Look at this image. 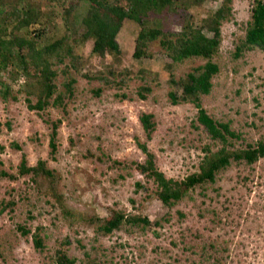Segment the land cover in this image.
Returning a JSON list of instances; mask_svg holds the SVG:
<instances>
[{
    "label": "rangeland",
    "instance_id": "1",
    "mask_svg": "<svg viewBox=\"0 0 264 264\" xmlns=\"http://www.w3.org/2000/svg\"><path fill=\"white\" fill-rule=\"evenodd\" d=\"M29 1L54 16L48 22L51 39L76 38L85 31L81 20L87 2L82 1L65 23L60 4ZM221 4L222 0H179L175 13L151 15L147 25L179 32L183 21L198 24ZM252 4L253 0H232V17L221 25V44L215 57L220 71L212 80L211 93L202 98L207 114L228 124L236 134L225 145L228 152L264 139V51L252 47L234 56ZM38 28L34 23L23 31ZM139 30L131 20L122 22L116 38L117 56L91 54L92 41L77 47L81 58L76 95L65 98L69 103L66 110L51 106L42 112L29 110L25 99H34L28 95L30 80L20 71L16 77L0 73L17 94L16 101L0 99V169L16 178L0 179V199L9 197L18 203L13 211L0 214V248L5 254V259L0 256V264H53L58 251L73 260L72 264H200L203 245L204 254L211 256L206 260L212 264L213 260L218 264H264V159L251 166L232 164L214 184L196 187L190 198L171 208L156 197L154 185L132 168L133 163L145 159L138 142L146 144L157 169L176 181L198 172L203 158L224 147L198 124L191 103L172 105L168 97L170 91L182 95L171 77L178 80L201 62L173 72L171 61L157 43L151 46L152 58L133 59ZM44 46L45 42L38 45ZM54 68L61 71L63 67ZM110 69L126 71L129 82L120 92L129 99L119 101L115 96L118 90L113 88H104L97 98L91 94L98 85L84 74ZM141 76L147 82L153 80L145 101L136 94L143 82ZM61 82L60 76L58 91H64ZM142 113L152 114L155 123L149 140L139 122ZM59 121L52 155L50 123ZM13 143L21 150L13 149ZM22 154L31 167L44 161L51 175L39 173L34 182L32 175L17 176ZM116 212L145 217L150 225L143 228L124 223L109 234L103 233L101 226ZM18 227L30 233L23 236ZM35 235L42 239L40 250L33 245Z\"/></svg>",
    "mask_w": 264,
    "mask_h": 264
},
{
    "label": "trees",
    "instance_id": "2",
    "mask_svg": "<svg viewBox=\"0 0 264 264\" xmlns=\"http://www.w3.org/2000/svg\"><path fill=\"white\" fill-rule=\"evenodd\" d=\"M49 3L57 6L60 4L63 11L62 18L67 23V18L74 17L82 1L87 2L88 9L81 23L85 28L83 34L76 38L64 35L59 39H51L48 32V22L54 16L42 10L39 4L33 5L29 0H0V73H7L16 77L20 72L26 77L30 84H26L28 95L34 99L26 97V106L31 111L42 112L48 107H57L66 110L69 103L65 98H73L76 95V83L78 72V62L80 55L76 49L79 45L87 41H92L91 54L103 57L106 54L117 56L120 54L117 43V35L124 20L128 19L140 26V30L135 39L132 58L135 60L150 59L151 46L157 43L171 63L169 68L175 71L177 68L189 65L194 61H199L196 67L191 68L183 77L176 80L173 76L170 82L172 85L182 89V95L178 96L174 91L168 93L172 105L181 103H191L197 110V122L209 137L222 143L224 147L209 156L203 158L196 173L190 174L182 181L168 179L160 172L154 162V156L147 149L146 144L137 143L138 148L144 154V162L132 164L139 175L147 182H151L155 187L156 197L167 208L175 206L181 200L189 197V193L195 191L196 187L211 185L216 182L222 171L232 164L253 165L260 159H264V139L255 144H248L244 149L228 152L225 145L228 139L236 137L228 124L220 123L210 117L202 106V98L208 96L212 89V80L218 75L220 65L215 60L221 44V25L232 17V0H222L220 8L198 24L183 21L179 32L166 31L159 27L147 25V19L151 15H159L163 12L175 13L179 0H48ZM37 23L39 28L34 32H25L24 28ZM68 29V27H67ZM244 36L239 38L236 44L234 56H240L243 50L258 47L264 51V1L253 0L250 17L244 28ZM208 33V34H207ZM48 41V42H47ZM40 42H45V46L39 48ZM62 65V70L54 67ZM20 71V72H19ZM124 73L115 72L112 69L97 75H86L84 77L91 82H96L98 86L91 89L94 97H100L104 88L118 90L115 94L119 101L129 99L128 95L120 91L129 82ZM142 73V72H141ZM143 75V74H142ZM61 76V86L64 91H58L57 81ZM142 84L136 91L137 97L145 101L152 92L151 80L147 82L145 76H141ZM6 79L0 75V99L3 102L16 101L17 94H13ZM28 83V82H27ZM152 114L142 113L139 122L147 140L151 138L155 131V123ZM59 122L50 123L51 133L49 147L51 154L56 150V136ZM9 128V124H6ZM12 148L20 151L21 147L17 143L11 144ZM207 150V149H206ZM3 151V148H0ZM115 165L119 163L115 162ZM120 166V165H119ZM0 167L3 168L2 162ZM42 173L51 175V171L46 168L44 161H39L36 166L27 164L25 155L22 154L17 176L32 175ZM16 179L9 172L0 169V179ZM121 177V176H120ZM18 203L13 199H0V214L6 211H13ZM182 217V214H179ZM202 216V214H201ZM128 223L133 226L150 225L147 218L139 216H129L116 212L111 219L101 226L100 230L109 234L117 230L122 224ZM23 236L28 235L29 230L18 227ZM33 245L36 249H42V239L33 236ZM0 248V256L5 259L4 251ZM202 247L200 264H212L206 259L211 256L204 254ZM53 264H72L66 254L58 251L52 258ZM218 264V261H212Z\"/></svg>",
    "mask_w": 264,
    "mask_h": 264
}]
</instances>
